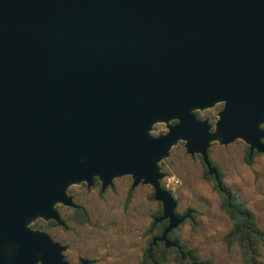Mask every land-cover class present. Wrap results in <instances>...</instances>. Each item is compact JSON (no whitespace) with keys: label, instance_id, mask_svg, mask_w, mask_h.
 <instances>
[{"label":"water","instance_id":"water-1","mask_svg":"<svg viewBox=\"0 0 264 264\" xmlns=\"http://www.w3.org/2000/svg\"><path fill=\"white\" fill-rule=\"evenodd\" d=\"M217 103L210 131L193 112ZM262 125L264 0H0V264H68L30 224L65 228L55 206L78 208L68 188L94 178L148 185L166 221L148 250L175 247L189 212L157 163L182 141L219 187L209 145L264 155Z\"/></svg>","mask_w":264,"mask_h":264},{"label":"rangeland","instance_id":"rangeland-1","mask_svg":"<svg viewBox=\"0 0 264 264\" xmlns=\"http://www.w3.org/2000/svg\"><path fill=\"white\" fill-rule=\"evenodd\" d=\"M165 132L163 124H155L151 134ZM207 154L223 184L252 212L256 225L264 232V155L252 153L248 157L247 146L240 140L225 146L213 142ZM157 166L162 174L160 186L176 202L175 213L181 216L189 212L173 234L178 242L214 264H242L237 246L224 245L231 221L220 209L211 176L203 177L206 170L198 155H186L183 142L178 141ZM130 183L128 176L116 178L102 195L98 188L87 191L81 184L68 188L74 202L85 210L88 222L68 220L69 210L65 209L60 211L67 230L52 226L42 230L67 247L64 256L69 264H77L78 258L91 259L94 264H143L151 238L148 230L160 205L153 201L148 185L139 184L129 190ZM37 222L30 227L46 224ZM260 260L264 264V247L260 248ZM165 264L174 263L168 259Z\"/></svg>","mask_w":264,"mask_h":264},{"label":"trees","instance_id":"trees-1","mask_svg":"<svg viewBox=\"0 0 264 264\" xmlns=\"http://www.w3.org/2000/svg\"><path fill=\"white\" fill-rule=\"evenodd\" d=\"M246 162H249L248 158L246 159ZM203 177L208 179L206 171L204 172ZM218 181L219 188H217L215 184V189L219 196L220 209L231 221V225L223 237L224 245L226 248H230L233 245L237 246L242 264H262L260 260V248L264 247V232L256 225L252 212L242 202L238 201L234 193L223 184L219 174ZM161 188L163 189V187ZM72 214L74 217H70V220L72 219L76 223L88 222V216L84 210H73ZM176 215L180 216L178 214ZM159 216L160 212L157 211L153 218H158ZM45 226L51 227L54 226V223L48 222L45 225L35 224V227L37 228ZM165 226L166 221H161L154 225H152L151 222L148 234L151 238L158 237ZM174 232L175 229L169 232L166 235V239L169 242L174 243L176 246L165 248L160 242H157L154 246L150 247L149 250L147 246L142 260L143 264H165L168 259L174 264H214L209 259L201 258L195 249L188 248L179 243L177 238L173 235ZM150 240L148 244L150 243Z\"/></svg>","mask_w":264,"mask_h":264},{"label":"flooded vegetation","instance_id":"flooded-vegetation-1","mask_svg":"<svg viewBox=\"0 0 264 264\" xmlns=\"http://www.w3.org/2000/svg\"><path fill=\"white\" fill-rule=\"evenodd\" d=\"M222 103H217V104H215L212 108H209V109H205V110H203V111H194L193 112V114H194V116H195V118L196 119H198V120H206L207 121V123H208V125L210 126V131H212L213 130V123L215 122V120H216V114L222 109ZM261 128L263 129V125L261 126ZM254 153V152H253ZM252 154V153H251ZM251 156V155H250ZM199 157V156H198ZM200 158V157H199ZM201 160V159H200ZM211 166V165H210ZM212 167V166H211ZM206 170V169H205ZM217 172V171H216ZM218 175V174H217ZM211 178L213 179V177L211 176ZM214 180V179H213ZM215 182V181H214ZM131 184V183H130ZM215 184H216V182H215ZM218 184H219V181H218ZM87 191H89V190H91V189H94V188H98V194L99 195H102V194H104L105 192H106V190L108 189V188H111L112 187V185L110 186V187H107L106 189H104L103 191H100V184H99V182L97 181V179H92V185H91V187L90 188H86L85 187V185L84 184H81ZM217 186V185H216ZM217 188H219V187H217ZM134 189V188H133ZM133 189H130V186H129V190H133ZM67 194L71 197V199H72V201H73V203L76 205V206H78V208H69V207H66V206H62V205H56L55 206V209H56V212H57V214H58V216H59V218L64 222V224H65V228H62V227H60V226H57L53 221H48V222H53L54 223V226H52V227H59V228H61L62 230H67L68 229V226H67V224H66V222H65V220L62 218V214H61V211L60 210H65V209H67V210H69V213H68V215H67V219L69 220L70 219V217H74V215L72 214V212H73V210H84L83 209V207L82 206H80V205H78V204H76L75 202H74V197L69 193V190H67ZM85 211V210H84ZM153 219L154 218H152V222H153ZM38 220H36V221H34V222H37ZM40 222H41V220H39ZM70 221H72V222H75L74 220H70ZM34 222H32V225L34 224ZM48 222H44V223H48ZM76 223V222H75ZM31 228V227H30ZM31 229H34V230H40V231H42V232H45V231H43L42 230V228H37V227H32ZM46 233V232H45ZM47 234V233H46ZM52 239V238H51ZM152 239V238H151ZM54 241V240H53ZM61 245V244H60ZM63 246H65V245H63ZM66 247V246H65ZM67 248V247H66ZM65 251H66V249H65ZM64 251V252H65ZM64 252H63V256H64ZM80 259L81 260H83L84 261V264H94V261L93 260H91V259H85V258H78L77 259V264H80ZM64 260L69 264V262L65 259V256H64Z\"/></svg>","mask_w":264,"mask_h":264}]
</instances>
